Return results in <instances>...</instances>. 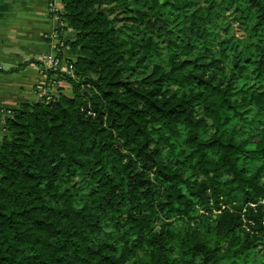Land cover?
I'll return each instance as SVG.
<instances>
[{"label": "trees", "instance_id": "1", "mask_svg": "<svg viewBox=\"0 0 264 264\" xmlns=\"http://www.w3.org/2000/svg\"><path fill=\"white\" fill-rule=\"evenodd\" d=\"M61 4L74 76L5 121L0 264H264V0Z\"/></svg>", "mask_w": 264, "mask_h": 264}, {"label": "crops", "instance_id": "2", "mask_svg": "<svg viewBox=\"0 0 264 264\" xmlns=\"http://www.w3.org/2000/svg\"><path fill=\"white\" fill-rule=\"evenodd\" d=\"M48 4L49 0H0V139L12 111L38 102L36 88L44 80L41 67L57 43L45 39L56 29ZM58 4L62 6L61 0ZM64 56L71 58L67 52ZM25 63L23 69L10 72ZM61 87L68 95L69 85Z\"/></svg>", "mask_w": 264, "mask_h": 264}, {"label": "built area", "instance_id": "3", "mask_svg": "<svg viewBox=\"0 0 264 264\" xmlns=\"http://www.w3.org/2000/svg\"><path fill=\"white\" fill-rule=\"evenodd\" d=\"M60 0H49V12L51 18L56 23V29L50 35H46L45 39L56 41L55 52L53 55H49L46 64L41 70V74L45 79L44 71L51 70L55 72L67 73L70 76H74L73 66L65 59V35L67 30H65L66 24L59 19V13L62 11V6L58 4ZM46 84L42 81L36 88V93L38 100L50 101L53 94L56 92L57 86L52 84V87L47 88Z\"/></svg>", "mask_w": 264, "mask_h": 264}, {"label": "rangeland", "instance_id": "4", "mask_svg": "<svg viewBox=\"0 0 264 264\" xmlns=\"http://www.w3.org/2000/svg\"><path fill=\"white\" fill-rule=\"evenodd\" d=\"M228 14H229V16H233V13H231V12H228ZM233 28H234V31H233V33H234V35H236V37H239V38H244V39H246V40H249V41H252V39H251V37H248V35L245 33V31L243 30V28H241L238 24H235L234 26H233ZM70 34V35H69ZM70 36L72 37V33H69L68 31H67V33H66V35H65V41L68 39V38H70ZM65 52H67L68 54H69V56L70 57H74V54L69 50V48H66L65 49V51H64V53ZM65 57V56H64ZM66 59V58H65ZM156 59L155 58H153V61H155ZM70 87V86H69ZM64 90V89H63ZM66 91L68 92V96H72V90H71V87L70 88H67L66 89ZM69 91H71V92H69ZM66 94V93H65ZM67 95V94H66ZM261 166V163H257V164H253V163H251V166H250V168H251V170L252 171H255L258 167H260Z\"/></svg>", "mask_w": 264, "mask_h": 264}]
</instances>
